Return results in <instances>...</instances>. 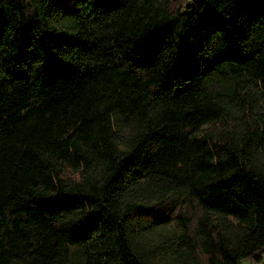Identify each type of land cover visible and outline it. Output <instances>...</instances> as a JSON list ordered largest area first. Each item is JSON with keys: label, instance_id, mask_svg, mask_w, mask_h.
Wrapping results in <instances>:
<instances>
[{"label": "trees", "instance_id": "16d2710c", "mask_svg": "<svg viewBox=\"0 0 264 264\" xmlns=\"http://www.w3.org/2000/svg\"><path fill=\"white\" fill-rule=\"evenodd\" d=\"M264 0H0V264H253Z\"/></svg>", "mask_w": 264, "mask_h": 264}, {"label": "built area", "instance_id": "2783aa9c", "mask_svg": "<svg viewBox=\"0 0 264 264\" xmlns=\"http://www.w3.org/2000/svg\"><path fill=\"white\" fill-rule=\"evenodd\" d=\"M253 264H264V252L260 256V258L258 260H256Z\"/></svg>", "mask_w": 264, "mask_h": 264}, {"label": "rangeland", "instance_id": "374dc122", "mask_svg": "<svg viewBox=\"0 0 264 264\" xmlns=\"http://www.w3.org/2000/svg\"><path fill=\"white\" fill-rule=\"evenodd\" d=\"M246 264V263H245Z\"/></svg>", "mask_w": 264, "mask_h": 264}]
</instances>
